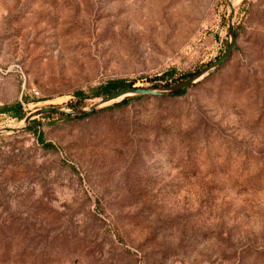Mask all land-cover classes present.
Returning a JSON list of instances; mask_svg holds the SVG:
<instances>
[{"label":"rangeland","instance_id":"rangeland-1","mask_svg":"<svg viewBox=\"0 0 264 264\" xmlns=\"http://www.w3.org/2000/svg\"><path fill=\"white\" fill-rule=\"evenodd\" d=\"M242 4L233 58L184 95L44 120L54 149L1 137L0 264H264V0ZM227 14L226 0H0V107L194 73L226 51Z\"/></svg>","mask_w":264,"mask_h":264},{"label":"water","instance_id":"water-1","mask_svg":"<svg viewBox=\"0 0 264 264\" xmlns=\"http://www.w3.org/2000/svg\"><path fill=\"white\" fill-rule=\"evenodd\" d=\"M245 0H226L228 6V14L226 17V24L228 30L227 48L224 54L214 62L204 67L199 72L192 75L190 78L175 82L165 86L158 87H131L122 89L107 95H96L92 97H83L72 101L70 104L64 105H49L31 110L25 118L14 127L0 128V137L8 135H17L27 132L31 124L45 116L49 115H63L81 117L89 114L99 112L105 108L112 107L116 104L125 101L144 97H168L188 90L200 83L205 82L210 76L215 74L218 70L224 68L228 62L233 58L237 37H236V13L237 8ZM91 101L90 106L76 109V104L80 102Z\"/></svg>","mask_w":264,"mask_h":264},{"label":"trees","instance_id":"trees-1","mask_svg":"<svg viewBox=\"0 0 264 264\" xmlns=\"http://www.w3.org/2000/svg\"><path fill=\"white\" fill-rule=\"evenodd\" d=\"M248 2H249V0H245L242 4V7L244 8L245 6H247ZM238 16H239V14L237 15V19H236V37H237V39L239 38L240 31H241V26L238 23ZM236 49H237V46L235 48V52H236ZM235 52H234V54H235ZM219 57H217V59ZM209 64H207V65H209ZM206 66H202L201 68H199L194 73H187V74H184L178 78H174L175 76H174L173 71H168L161 76H154V77L139 80L141 83H143L142 85H138V82H139L138 80L112 79V80L105 82L104 84H102L100 86H97L96 88H93L91 90V96L107 95V94H110V93H113V92H116V91H119L122 89L131 88V87H145V88H147V87H158V86L169 85V84H172V83H169L170 80H173L172 81L173 83L186 80V79L190 78L192 75H194L195 73L202 70ZM221 70L222 69L218 70L216 73H218ZM215 74H213V75H215ZM212 76H210L208 79H210ZM203 83H201V84H203ZM199 85L200 84H198L194 87H197ZM186 92H187V90L180 92L178 94H175L173 97L184 95ZM89 96H90V94H86L82 91H79L75 94L74 99L78 100L80 98L89 97ZM169 97H172V96H169ZM169 97H151L150 99L164 100V99H167ZM146 99H148V97L131 99V100L125 101L123 103L116 104L112 107L105 108L102 111H110V110L118 109V108L124 107L126 105H129L131 103L142 102ZM86 106H87L86 102H80V103L76 104L74 108L80 109V108H84ZM0 114H9V116L11 118H14V119H17L20 121L23 118H25V116L28 114V111H26V109L20 103H17L13 106L4 105V106L0 107ZM97 114H98V112L93 113V114H89L86 116H81V117L63 116V115L45 116V117L33 122L31 124L30 128L27 130V132H33L34 134H36L39 142L46 149H54V145L52 143H47L44 140L43 133L40 131L39 126L42 124V121H44V120H50V121L59 120V121H64V122H71V121H77V120H81V119L90 118V117L97 115ZM0 139H1V137H0Z\"/></svg>","mask_w":264,"mask_h":264},{"label":"built area","instance_id":"built-area-1","mask_svg":"<svg viewBox=\"0 0 264 264\" xmlns=\"http://www.w3.org/2000/svg\"><path fill=\"white\" fill-rule=\"evenodd\" d=\"M36 95H38V93H36Z\"/></svg>","mask_w":264,"mask_h":264}]
</instances>
